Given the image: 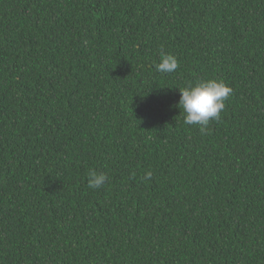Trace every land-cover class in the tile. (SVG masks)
<instances>
[{
  "label": "trees",
  "instance_id": "16d2710c",
  "mask_svg": "<svg viewBox=\"0 0 264 264\" xmlns=\"http://www.w3.org/2000/svg\"><path fill=\"white\" fill-rule=\"evenodd\" d=\"M0 264H264V0H0Z\"/></svg>",
  "mask_w": 264,
  "mask_h": 264
},
{
  "label": "clouds",
  "instance_id": "9594fccd",
  "mask_svg": "<svg viewBox=\"0 0 264 264\" xmlns=\"http://www.w3.org/2000/svg\"><path fill=\"white\" fill-rule=\"evenodd\" d=\"M178 67L176 57L168 53H161L160 62L155 64L159 73H173ZM179 91L181 95L177 107L183 110L184 123L199 126L201 133L207 130L211 120L219 118L225 101L232 93L229 86L215 79H200ZM150 177L151 172H147L145 179ZM107 180L106 174L90 171L87 178L88 187L100 189Z\"/></svg>",
  "mask_w": 264,
  "mask_h": 264
}]
</instances>
